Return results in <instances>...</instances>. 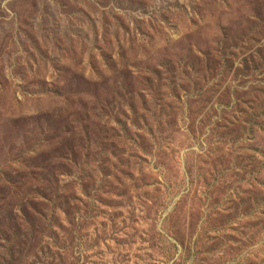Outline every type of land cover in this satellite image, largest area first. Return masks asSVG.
Listing matches in <instances>:
<instances>
[{
	"label": "rangeland",
	"instance_id": "374dc122",
	"mask_svg": "<svg viewBox=\"0 0 264 264\" xmlns=\"http://www.w3.org/2000/svg\"><path fill=\"white\" fill-rule=\"evenodd\" d=\"M0 264H264V0H0Z\"/></svg>",
	"mask_w": 264,
	"mask_h": 264
}]
</instances>
